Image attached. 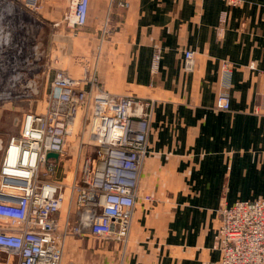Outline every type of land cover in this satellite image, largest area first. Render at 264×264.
<instances>
[{
	"label": "crops",
	"instance_id": "0c3cea01",
	"mask_svg": "<svg viewBox=\"0 0 264 264\" xmlns=\"http://www.w3.org/2000/svg\"><path fill=\"white\" fill-rule=\"evenodd\" d=\"M70 1L42 0L34 12L25 0H0V66H43L46 54L84 90L154 105L124 253L118 242L70 236L62 264H219L216 209L264 198V0H89L78 28L62 20ZM37 40H48L47 53ZM185 49L196 54L192 73L182 69ZM222 62L232 65L227 112L214 110Z\"/></svg>",
	"mask_w": 264,
	"mask_h": 264
},
{
	"label": "built area",
	"instance_id": "2783aa9c",
	"mask_svg": "<svg viewBox=\"0 0 264 264\" xmlns=\"http://www.w3.org/2000/svg\"><path fill=\"white\" fill-rule=\"evenodd\" d=\"M25 1L26 8L36 12L42 0ZM111 1L121 8L129 5L126 0ZM223 1L229 8L242 3ZM88 5L89 0H71L62 20L72 28L84 26ZM226 18V11L221 12L220 22ZM195 55L193 50H183L184 72L195 71ZM159 59L160 50H156L153 73ZM50 68L54 75L44 108L27 112L20 132L2 150L0 264H62L66 239L87 233L97 240L120 243L124 253L129 238L154 100L93 93L81 87L80 78L53 65ZM231 72L232 65L222 62L224 87L215 98V111L230 109ZM70 137L76 144L67 145ZM84 147L93 151L86 154ZM48 153L58 157L47 158ZM143 199L153 201L150 196ZM64 204L60 224L57 216ZM216 216L219 264H264V198L223 202Z\"/></svg>",
	"mask_w": 264,
	"mask_h": 264
},
{
	"label": "rangeland",
	"instance_id": "374dc122",
	"mask_svg": "<svg viewBox=\"0 0 264 264\" xmlns=\"http://www.w3.org/2000/svg\"><path fill=\"white\" fill-rule=\"evenodd\" d=\"M30 41L31 40L18 41L17 46L30 45ZM43 41L44 42H42V40H37V47L39 51H42L46 46L45 53H47L48 40ZM3 42H6V40H3ZM41 43L45 46H42ZM10 45L12 46V43H10ZM25 57L31 59V55H24V58ZM12 65L14 64L8 61L3 62V66H0V160L2 150L6 146L8 139L16 136L20 132L24 115L27 112H40L44 108L46 96L49 94L48 92L46 96H42L44 90H46L47 83L45 80L47 81L49 79L48 76L51 77L49 72H52L50 70L53 69L50 68V66L58 65V63L55 64L52 60H49L45 54L43 66ZM78 128L79 123L74 133L78 132ZM74 144H76V141L73 142V137H70L67 145ZM83 150L86 154H90V152L93 151L89 147H84ZM67 159L68 157L66 156L64 160ZM66 164H69L68 161ZM57 177L59 178L61 175ZM62 212L63 214L65 213V204L62 207Z\"/></svg>",
	"mask_w": 264,
	"mask_h": 264
},
{
	"label": "water",
	"instance_id": "95a60500",
	"mask_svg": "<svg viewBox=\"0 0 264 264\" xmlns=\"http://www.w3.org/2000/svg\"><path fill=\"white\" fill-rule=\"evenodd\" d=\"M57 154L56 153H48L47 154V158H57Z\"/></svg>",
	"mask_w": 264,
	"mask_h": 264
}]
</instances>
